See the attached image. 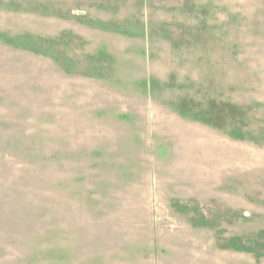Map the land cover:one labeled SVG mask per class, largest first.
<instances>
[{
    "label": "rangeland",
    "instance_id": "1",
    "mask_svg": "<svg viewBox=\"0 0 264 264\" xmlns=\"http://www.w3.org/2000/svg\"><path fill=\"white\" fill-rule=\"evenodd\" d=\"M0 264H264V0H0Z\"/></svg>",
    "mask_w": 264,
    "mask_h": 264
}]
</instances>
